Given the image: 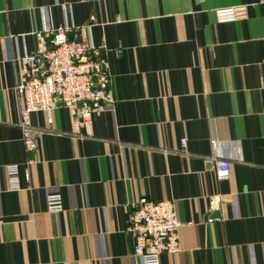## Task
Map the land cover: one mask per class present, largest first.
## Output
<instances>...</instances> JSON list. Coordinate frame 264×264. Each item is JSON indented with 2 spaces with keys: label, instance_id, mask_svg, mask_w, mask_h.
<instances>
[{
  "label": "crops",
  "instance_id": "1",
  "mask_svg": "<svg viewBox=\"0 0 264 264\" xmlns=\"http://www.w3.org/2000/svg\"><path fill=\"white\" fill-rule=\"evenodd\" d=\"M225 8L236 20L217 23ZM65 26L105 58L115 102L89 128L66 108L48 126L33 113L29 154L20 59L38 48L35 31ZM214 154L230 163L225 180ZM50 194L62 196L61 213L47 212ZM139 197L173 201L184 225L179 251L160 264H264V5L0 0V264H139L127 231Z\"/></svg>",
  "mask_w": 264,
  "mask_h": 264
},
{
  "label": "built area",
  "instance_id": "2",
  "mask_svg": "<svg viewBox=\"0 0 264 264\" xmlns=\"http://www.w3.org/2000/svg\"><path fill=\"white\" fill-rule=\"evenodd\" d=\"M264 5V0H258ZM216 22H234L236 8L215 10ZM68 27L52 31H35L38 48L20 59V79L16 84L17 94L22 101L18 126L23 133L24 149L32 154L37 147L38 133L31 125V115L42 113L46 124L52 125L54 111L66 108L78 128L91 127L93 120L115 100L111 93V76L105 58L97 56L96 48L87 42L71 40ZM214 144V140L211 141ZM185 146V140H180ZM212 170L216 180H225L230 163L218 155L211 156ZM28 160L26 165H33ZM8 189L18 191V165L5 168ZM128 233L134 242L132 256L139 264H160L163 254L179 251V229L183 223L178 219L171 200L154 202L139 197L131 203ZM48 213L63 211L62 196H47ZM222 216L210 217L207 224L222 223Z\"/></svg>",
  "mask_w": 264,
  "mask_h": 264
}]
</instances>
